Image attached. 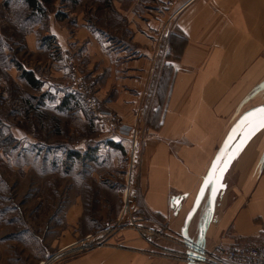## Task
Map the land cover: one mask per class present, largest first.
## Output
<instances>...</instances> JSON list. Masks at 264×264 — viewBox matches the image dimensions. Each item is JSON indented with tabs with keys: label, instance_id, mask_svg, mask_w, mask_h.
Instances as JSON below:
<instances>
[{
	"label": "crops",
	"instance_id": "1",
	"mask_svg": "<svg viewBox=\"0 0 264 264\" xmlns=\"http://www.w3.org/2000/svg\"><path fill=\"white\" fill-rule=\"evenodd\" d=\"M34 1L25 0L44 18L25 48L47 106L66 110L79 101L62 86L74 59L101 103L144 137L130 176L127 142L101 131L63 146L61 163L51 164L69 200L64 205L62 192L61 211L50 216L51 231L63 226L52 232L56 246L116 224L126 198L133 214L109 246L55 264H188L182 230L203 180L233 126L264 107V0H195L184 8L186 0L173 8L170 0ZM67 114L85 119L82 110ZM225 164L215 204L208 195L186 231L196 243L204 229L206 250L264 242V128L232 144Z\"/></svg>",
	"mask_w": 264,
	"mask_h": 264
},
{
	"label": "rangeland",
	"instance_id": "2",
	"mask_svg": "<svg viewBox=\"0 0 264 264\" xmlns=\"http://www.w3.org/2000/svg\"><path fill=\"white\" fill-rule=\"evenodd\" d=\"M11 1L0 4V264H40L67 245L56 246L59 234L52 233L62 224L51 231L50 216L61 211L62 192L64 205L69 203L61 172L51 169V164L61 163L64 145L90 139L101 130L78 100L66 110L53 111L43 89L35 90L22 78V71H28L32 61L25 48L26 36L44 14L36 16L25 0H20L18 9ZM14 16L20 22L19 31ZM40 73L43 80L48 79L43 75L51 76L48 68ZM102 108L115 113L103 104ZM80 110L84 120L67 114ZM141 140L143 143V136ZM138 164L139 160L136 168ZM124 215L121 219L128 222Z\"/></svg>",
	"mask_w": 264,
	"mask_h": 264
},
{
	"label": "built area",
	"instance_id": "3",
	"mask_svg": "<svg viewBox=\"0 0 264 264\" xmlns=\"http://www.w3.org/2000/svg\"><path fill=\"white\" fill-rule=\"evenodd\" d=\"M193 1L195 0H186L182 8ZM166 7L173 8V0L168 1ZM181 9L170 16L169 22H172L176 18ZM62 86L68 94L74 95L79 99L88 116L109 139H119L123 142H127L126 163L130 176L134 169H136V163L139 160L142 144L141 132L134 128L126 127L118 114L108 112L102 108V103L95 92L94 84L85 79V76L79 71L74 59H70L67 63L66 77ZM128 190L129 189L125 191V196L127 197ZM128 205L129 202L126 198L125 208L121 218L126 213ZM132 214L133 212L128 209L124 217L130 219ZM121 218L116 224L74 240L61 248L56 256L40 264H53L56 260L58 261L59 258L65 260L103 246H109L110 240L116 232L126 227L127 222L125 219L122 220ZM135 228L141 233L142 229ZM157 235L158 234L154 231L148 232V236L151 239ZM196 254L199 256V258H194L196 264H264V244L257 245L240 242L231 246L216 245L211 250L205 249L204 252ZM183 258L188 262L189 259L186 253L183 254Z\"/></svg>",
	"mask_w": 264,
	"mask_h": 264
},
{
	"label": "water",
	"instance_id": "4",
	"mask_svg": "<svg viewBox=\"0 0 264 264\" xmlns=\"http://www.w3.org/2000/svg\"><path fill=\"white\" fill-rule=\"evenodd\" d=\"M264 108V107H262ZM250 113H256V115H249ZM248 113L247 115L243 116L234 126L233 128L230 130V132L228 133V135L226 136V138L224 139L221 147L219 148L216 156H215V160L214 163L216 164V175L219 176V179H216L217 182L215 183L214 187L211 188L212 182L213 180L216 178V176L212 177V180L209 184L205 185L204 181L206 178H208L209 172L212 169V166L210 167L209 171L207 172L202 186H201V191H200V195L198 200L196 201L194 207L192 208V210L190 211V213L188 214L185 224H184V228L182 230V235H183V239L186 243V248H187V253L186 256L189 259L188 260V264H196L194 262V258H199V256L196 253H202L205 251V247L202 246V241L204 239V229L202 230L201 233V242H196L194 243L193 240H191L190 238L187 237L186 235V231L188 229L189 223L191 221V219L195 216V214L197 213V211L199 210V208L202 206L205 198L209 195L210 196V204L214 205L217 197L221 191L222 188V177H224L225 172L228 170L229 168V164H225L224 165V160L226 158V154L228 152V149L230 148V146L234 143H240L242 140H244L247 135L250 133V131L256 126L257 121H258V116L259 114L257 113V110H254L252 112ZM247 118V119H245ZM217 157H220L219 160H217ZM223 168L225 169L223 171V173H220V169ZM213 188L216 189L215 194H213Z\"/></svg>",
	"mask_w": 264,
	"mask_h": 264
},
{
	"label": "snow or ice",
	"instance_id": "5",
	"mask_svg": "<svg viewBox=\"0 0 264 264\" xmlns=\"http://www.w3.org/2000/svg\"><path fill=\"white\" fill-rule=\"evenodd\" d=\"M257 113L259 114V116H258V121H257L256 127L264 128V108L257 109ZM249 115H256V113H250ZM245 119H247V118H245ZM219 159H220V157H217V160H219ZM224 170L225 169L221 168L220 173H223ZM213 176H216V179L220 178L219 176L216 175V164L215 163L213 164L212 169L209 172L208 178L205 179L204 184L205 185L209 184L211 182ZM215 191H216V189L213 188V194H215Z\"/></svg>",
	"mask_w": 264,
	"mask_h": 264
},
{
	"label": "trees",
	"instance_id": "6",
	"mask_svg": "<svg viewBox=\"0 0 264 264\" xmlns=\"http://www.w3.org/2000/svg\"><path fill=\"white\" fill-rule=\"evenodd\" d=\"M28 4L32 5V7L35 5V1L34 0H27ZM19 68H21L19 66ZM22 78L24 80H26L28 82L29 85L32 86V88H34L35 90H38L39 88H41V83L39 81L36 80L34 74L32 72L29 71H22ZM71 95V94H69ZM74 96V95H71ZM76 97V96H74ZM74 153V152H73ZM76 154V153H74Z\"/></svg>",
	"mask_w": 264,
	"mask_h": 264
}]
</instances>
